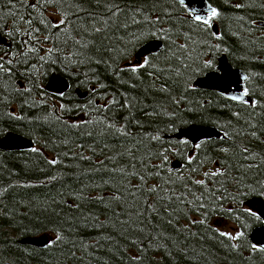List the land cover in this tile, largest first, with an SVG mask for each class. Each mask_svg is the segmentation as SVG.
I'll use <instances>...</instances> for the list:
<instances>
[{
	"label": "trees",
	"instance_id": "16d2710c",
	"mask_svg": "<svg viewBox=\"0 0 264 264\" xmlns=\"http://www.w3.org/2000/svg\"><path fill=\"white\" fill-rule=\"evenodd\" d=\"M208 1L201 23L178 0H0V138L35 143L0 150V264H264L245 206L264 196V0ZM222 54L254 102L193 86ZM194 123L222 136L172 137Z\"/></svg>",
	"mask_w": 264,
	"mask_h": 264
},
{
	"label": "water",
	"instance_id": "95a60500",
	"mask_svg": "<svg viewBox=\"0 0 264 264\" xmlns=\"http://www.w3.org/2000/svg\"><path fill=\"white\" fill-rule=\"evenodd\" d=\"M185 5L191 17L201 23L205 20L209 21L211 10L216 8L208 0H178ZM200 16V19H197ZM213 29L218 33V25L214 24ZM11 46V42L6 35L0 34V46ZM164 43L161 39H152L142 45L134 55V59L127 64H141L143 59L155 52L162 50ZM216 70L209 71L198 77L193 86L212 90L220 93L229 100L240 102H254V98L246 92L247 73L238 67H234L226 54L218 57ZM44 89L47 93L60 96L66 94L71 89L70 81L59 73H52L46 82ZM76 93L81 99H86L88 92L76 89ZM222 136V132L215 126L192 124L187 127L180 128L172 137L191 141L194 145L199 144L203 140L217 139ZM35 146L34 141L20 133L9 131L0 138V150L4 151H24L32 150ZM182 163L175 159L172 162L174 169L181 168ZM245 206L251 211L258 214L263 223L252 229L250 234L251 242L258 247L264 248V196H254L245 202ZM48 234L39 236H26L20 239L23 244H31L40 248L46 247L50 243Z\"/></svg>",
	"mask_w": 264,
	"mask_h": 264
},
{
	"label": "snow or ice",
	"instance_id": "6c2138e0",
	"mask_svg": "<svg viewBox=\"0 0 264 264\" xmlns=\"http://www.w3.org/2000/svg\"><path fill=\"white\" fill-rule=\"evenodd\" d=\"M215 15H217L216 10L215 9L211 10V16H215ZM200 18H201L200 16H197V19H200ZM204 22L208 23V20H205ZM61 23H63V21H61ZM133 70H135V69H133Z\"/></svg>",
	"mask_w": 264,
	"mask_h": 264
},
{
	"label": "rangeland",
	"instance_id": "374dc122",
	"mask_svg": "<svg viewBox=\"0 0 264 264\" xmlns=\"http://www.w3.org/2000/svg\"><path fill=\"white\" fill-rule=\"evenodd\" d=\"M52 13H54V11H52ZM224 228L227 230H232L233 225H231L230 223L227 222L224 224ZM50 238H51V236H50Z\"/></svg>",
	"mask_w": 264,
	"mask_h": 264
},
{
	"label": "bare ground",
	"instance_id": "6f19581e",
	"mask_svg": "<svg viewBox=\"0 0 264 264\" xmlns=\"http://www.w3.org/2000/svg\"><path fill=\"white\" fill-rule=\"evenodd\" d=\"M52 75V74H51ZM50 78V77H49ZM194 124H196V123H194ZM192 125V124H191ZM4 136V135H3Z\"/></svg>",
	"mask_w": 264,
	"mask_h": 264
}]
</instances>
